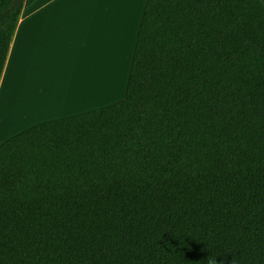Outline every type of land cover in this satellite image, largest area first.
I'll list each match as a JSON object with an SVG mask.
<instances>
[{"label": "trees", "instance_id": "16d2710c", "mask_svg": "<svg viewBox=\"0 0 264 264\" xmlns=\"http://www.w3.org/2000/svg\"><path fill=\"white\" fill-rule=\"evenodd\" d=\"M211 255L264 264V4L146 0L121 101L0 144V264Z\"/></svg>", "mask_w": 264, "mask_h": 264}, {"label": "crops", "instance_id": "0c3cea01", "mask_svg": "<svg viewBox=\"0 0 264 264\" xmlns=\"http://www.w3.org/2000/svg\"><path fill=\"white\" fill-rule=\"evenodd\" d=\"M145 1L115 5L105 0H37L23 7L0 76V94L5 83L7 90H11L22 75L24 83L32 81V67L28 68L27 60L37 47L46 54H58L59 61L54 62L53 69L58 70L59 76L48 78L55 89L66 94L77 90L90 93L96 86L105 85L107 73L111 74L114 67L126 60L124 46L131 41L133 56ZM260 1L264 4V0ZM110 20L114 21V28H120L115 46H112L114 29ZM127 68L130 70L129 64Z\"/></svg>", "mask_w": 264, "mask_h": 264}, {"label": "rangeland", "instance_id": "374dc122", "mask_svg": "<svg viewBox=\"0 0 264 264\" xmlns=\"http://www.w3.org/2000/svg\"><path fill=\"white\" fill-rule=\"evenodd\" d=\"M110 21L111 29H114L112 46H115L118 42L116 34L120 32V28H114V21ZM55 40L59 41V38ZM131 44L132 41L124 46L126 60L123 59L120 66L114 67L111 74L107 73L105 85L96 86L90 93L77 90L75 93L66 94L63 90L52 87L48 78L59 76L58 70L53 69L54 62L59 61L58 54L52 52L46 54L38 47L37 51L30 52L27 63L29 62L28 68L32 67L30 71L32 81L24 83V75H22L21 81H16L11 90H7L5 83L0 94V144L32 126L101 109L121 101L124 98L128 78L127 65L130 66L132 57ZM58 53L61 56L59 48ZM112 53L115 58V53Z\"/></svg>", "mask_w": 264, "mask_h": 264}, {"label": "snow or ice", "instance_id": "6c2138e0", "mask_svg": "<svg viewBox=\"0 0 264 264\" xmlns=\"http://www.w3.org/2000/svg\"><path fill=\"white\" fill-rule=\"evenodd\" d=\"M105 2L112 3L115 5H128L133 2V0H105Z\"/></svg>", "mask_w": 264, "mask_h": 264}, {"label": "clouds", "instance_id": "9594fccd", "mask_svg": "<svg viewBox=\"0 0 264 264\" xmlns=\"http://www.w3.org/2000/svg\"><path fill=\"white\" fill-rule=\"evenodd\" d=\"M206 264H218L217 260H216V256L211 255L207 258ZM220 264H223V262L221 261Z\"/></svg>", "mask_w": 264, "mask_h": 264}, {"label": "bare ground", "instance_id": "6f19581e", "mask_svg": "<svg viewBox=\"0 0 264 264\" xmlns=\"http://www.w3.org/2000/svg\"><path fill=\"white\" fill-rule=\"evenodd\" d=\"M23 118V117H22Z\"/></svg>", "mask_w": 264, "mask_h": 264}]
</instances>
